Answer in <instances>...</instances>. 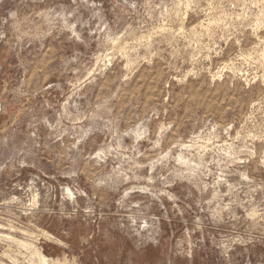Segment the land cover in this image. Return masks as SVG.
<instances>
[{
	"label": "rangeland",
	"instance_id": "374dc122",
	"mask_svg": "<svg viewBox=\"0 0 264 264\" xmlns=\"http://www.w3.org/2000/svg\"><path fill=\"white\" fill-rule=\"evenodd\" d=\"M0 264H264V0H0Z\"/></svg>",
	"mask_w": 264,
	"mask_h": 264
}]
</instances>
